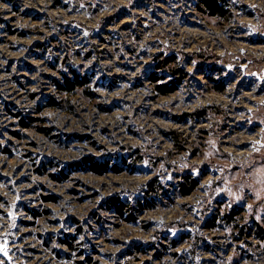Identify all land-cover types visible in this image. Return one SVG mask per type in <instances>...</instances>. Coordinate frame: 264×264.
<instances>
[{
	"label": "rangeland",
	"instance_id": "1",
	"mask_svg": "<svg viewBox=\"0 0 264 264\" xmlns=\"http://www.w3.org/2000/svg\"><path fill=\"white\" fill-rule=\"evenodd\" d=\"M217 2L0 0V264H264V0Z\"/></svg>",
	"mask_w": 264,
	"mask_h": 264
},
{
	"label": "trees",
	"instance_id": "2",
	"mask_svg": "<svg viewBox=\"0 0 264 264\" xmlns=\"http://www.w3.org/2000/svg\"><path fill=\"white\" fill-rule=\"evenodd\" d=\"M201 5L203 6L202 11L209 13L210 15H216L218 14L219 16L222 15V7L218 4L217 0H200ZM153 81H157V77L152 78ZM176 81H180V78L177 79ZM81 85V82H79V79H77V76L74 80H70L69 78H65L63 85L59 86L60 89L65 90V91H72L76 86ZM173 86H170L166 88V86H155V89L160 92V93H170L173 91ZM40 131H44L43 129H39ZM90 165V169L97 174H100L105 171L107 168L105 164H97V163H91L88 162ZM188 186H181L180 193L181 195H188L191 190L195 187L196 182L192 179L188 180ZM156 182V180H153L149 183V193H157V190L152 189V186ZM147 193V194H149ZM113 204H114V209L117 214L122 216L125 211V205L121 203L118 199H113ZM133 217L128 214L125 216V220H132Z\"/></svg>",
	"mask_w": 264,
	"mask_h": 264
}]
</instances>
